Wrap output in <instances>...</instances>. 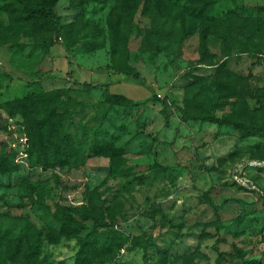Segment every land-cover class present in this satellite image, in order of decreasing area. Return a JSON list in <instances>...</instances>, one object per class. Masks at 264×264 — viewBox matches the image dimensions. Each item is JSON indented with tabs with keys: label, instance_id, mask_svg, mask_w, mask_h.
I'll use <instances>...</instances> for the list:
<instances>
[{
	"label": "rangeland",
	"instance_id": "rangeland-1",
	"mask_svg": "<svg viewBox=\"0 0 264 264\" xmlns=\"http://www.w3.org/2000/svg\"><path fill=\"white\" fill-rule=\"evenodd\" d=\"M45 1L0 0V264H264V133L192 117L264 126V0Z\"/></svg>",
	"mask_w": 264,
	"mask_h": 264
},
{
	"label": "trees",
	"instance_id": "trees-1",
	"mask_svg": "<svg viewBox=\"0 0 264 264\" xmlns=\"http://www.w3.org/2000/svg\"><path fill=\"white\" fill-rule=\"evenodd\" d=\"M57 1L58 0H46L45 2H39L38 3L39 11L41 12L42 16L45 17V19L47 20L49 27L53 30L56 37L60 36V34L62 32V24L60 22L59 16L56 14V12L54 10V7H55ZM115 52H116V49L113 48L114 58H115ZM262 60H264V56H261L257 62L253 63V65L260 64ZM118 71L122 72L124 74L123 77L125 79H134L137 81L138 84L143 85L146 88H148L152 92L153 97L155 99L161 101L162 104H164V105L169 104V98L167 96L160 98V96H158L156 90L152 86H150V84L147 82V80L138 71L132 70V69H129V70L128 69L127 70H119L118 69ZM250 75L252 77L254 76L253 74H250ZM82 83L84 85H87V86H93V83H91V82L84 81ZM111 83H112L111 81L99 83V86L103 87L105 90H107L109 88V86L111 85ZM257 97H258L259 101H261L263 99L262 95H258ZM192 117L193 118H201L203 120H207L210 122L232 124L235 126L243 127V128L248 129L250 131L263 132L264 133V126L263 125H259V124L254 123V122H248L244 119H239V118H235V117H231V116H215V115L199 116V115H193ZM85 212L89 218L95 219V215L91 210L86 209ZM263 240H264V233H263ZM27 264H28V262H27Z\"/></svg>",
	"mask_w": 264,
	"mask_h": 264
},
{
	"label": "built area",
	"instance_id": "built-area-1",
	"mask_svg": "<svg viewBox=\"0 0 264 264\" xmlns=\"http://www.w3.org/2000/svg\"><path fill=\"white\" fill-rule=\"evenodd\" d=\"M238 167L230 171V177L232 181L238 183L241 186L248 187L250 189L262 192L260 186L243 173V169L246 167H262L264 166V159H249L244 163L237 164Z\"/></svg>",
	"mask_w": 264,
	"mask_h": 264
}]
</instances>
